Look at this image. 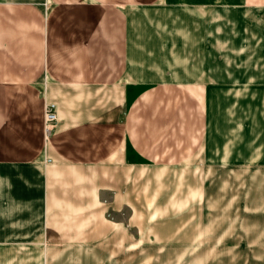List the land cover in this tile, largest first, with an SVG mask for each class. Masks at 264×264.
Wrapping results in <instances>:
<instances>
[{
	"label": "crops",
	"instance_id": "1",
	"mask_svg": "<svg viewBox=\"0 0 264 264\" xmlns=\"http://www.w3.org/2000/svg\"><path fill=\"white\" fill-rule=\"evenodd\" d=\"M133 1L0 0L1 256L39 226L42 264H264V157L241 156L264 79L209 68L240 58L241 20L259 46L264 0ZM174 10L199 44L178 49Z\"/></svg>",
	"mask_w": 264,
	"mask_h": 264
},
{
	"label": "rangeland",
	"instance_id": "2",
	"mask_svg": "<svg viewBox=\"0 0 264 264\" xmlns=\"http://www.w3.org/2000/svg\"><path fill=\"white\" fill-rule=\"evenodd\" d=\"M136 1L130 0L129 3L134 4ZM112 4L116 6L117 2H107V4ZM130 4V5H131ZM136 8V7H135ZM140 8V7H138ZM142 8H148L150 7H142ZM171 12V11H170ZM183 10H174V14H170V24L171 32H176L175 34L178 36V47L180 44H184V38L188 39L192 38V42L200 43L201 40V33H200V27L199 24L191 23V18L189 16H185L183 13ZM168 13L167 11L161 10L156 8V27H163V29L167 30V22L165 21V14ZM173 13V12H171ZM144 14V13H143ZM152 19V18H151ZM231 20V18H229ZM148 20V18L146 19ZM247 20V19H246ZM176 21V22H175ZM232 21V20H231ZM236 21V20H235ZM244 20L240 21V26L238 23L233 24L234 30L236 31L234 36L233 33L230 31L229 33L223 32L224 37L226 40H228L229 46L232 47V44L235 43V46L238 44V32L241 33L242 40V56L240 53V58H238V49L232 50L231 48L225 49V56L224 60L228 62V64L225 65H219V66H209L210 71L220 72V73H231L233 76H237V74H240L242 78L250 77L252 79H264V39L261 38V41L258 43L259 46L257 48H254L253 39L251 35L254 34L255 28L254 24L249 27V25H246V23H243ZM250 21V20H249ZM175 22V26H174ZM252 22V21H250ZM146 25L151 24L152 22H146ZM259 26V24L257 25ZM160 29V28H159ZM249 29L251 33L249 34ZM197 30V32H195ZM214 31L213 29H210V32ZM225 33V34H224ZM220 32H212V34L209 35L210 42H213L216 37L220 36ZM258 35V34H257ZM259 36V35H258ZM251 40V42H250ZM225 46V45H224ZM262 46V48H261ZM182 46H180L178 49H180ZM194 48V47H193ZM240 50V49H239ZM230 51V52H229ZM238 56V57H237ZM234 57V58H233ZM232 59L234 60L235 64H232ZM183 61V60H182ZM184 62L183 64H180L177 66L178 73L181 71H184ZM191 66H189L190 68ZM229 75V74H228ZM248 75V76H247ZM255 81L251 83V86H253L252 91H247L246 96H242V145H241V156H245L250 151H252L254 148H257V151L260 152L258 154V157H264V96L261 94L263 89L258 88L255 86ZM246 138V141L244 139ZM244 141V144H243ZM263 142L262 144H260ZM258 144V145H257ZM31 237L28 236V243L24 247L26 252H24L23 249L18 248H11L10 250L13 252L12 259L15 260L16 264H34L33 262H36V264H42V254L44 258V247L46 245V241L44 239L43 230L41 231L39 229V226H35L31 231ZM30 238V240H29ZM18 247V246H17ZM199 247V245H198ZM200 249H198L195 253L197 254ZM7 250L0 249V264H10V261L8 260L9 257L1 256L4 252ZM25 255V257H24Z\"/></svg>",
	"mask_w": 264,
	"mask_h": 264
},
{
	"label": "built area",
	"instance_id": "3",
	"mask_svg": "<svg viewBox=\"0 0 264 264\" xmlns=\"http://www.w3.org/2000/svg\"><path fill=\"white\" fill-rule=\"evenodd\" d=\"M56 119L55 104L53 102H46L43 107V129L46 136L51 132Z\"/></svg>",
	"mask_w": 264,
	"mask_h": 264
}]
</instances>
